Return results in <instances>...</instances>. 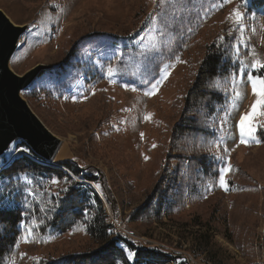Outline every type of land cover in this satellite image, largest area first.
Here are the masks:
<instances>
[{
  "label": "rangeland",
  "instance_id": "374dc122",
  "mask_svg": "<svg viewBox=\"0 0 264 264\" xmlns=\"http://www.w3.org/2000/svg\"><path fill=\"white\" fill-rule=\"evenodd\" d=\"M251 2L0 0L15 24L27 26L10 62L14 72L53 66L22 93L62 140L52 166L71 161L91 167L97 182L73 178L99 195L116 234L175 259L165 264H264V145L256 134L240 130L241 120L261 99L252 78H264V70L253 67L264 61V6L251 8ZM211 23L237 30L233 55L239 63L237 75L217 83L228 98L210 117L214 136L202 149L218 162L215 179L197 177L194 153L186 150L189 139L172 142L203 56L201 50L189 49L186 40ZM158 80L162 82L152 94L151 84ZM103 94L111 99L107 126L98 124L100 109L107 106ZM261 122L258 109L255 123ZM27 147L16 140L0 157V171L22 155L38 160ZM158 185L173 205L163 206L161 218L137 215ZM59 187L58 180L34 172L0 174L2 205H36L42 213L22 224L20 258L27 254L50 261L95 248L85 230L53 242L59 235L49 225L39 229L47 201ZM158 203L159 197L154 198L152 207ZM36 239L40 243L31 242ZM121 246L134 261V253Z\"/></svg>",
  "mask_w": 264,
  "mask_h": 264
},
{
  "label": "trees",
  "instance_id": "16d2710c",
  "mask_svg": "<svg viewBox=\"0 0 264 264\" xmlns=\"http://www.w3.org/2000/svg\"><path fill=\"white\" fill-rule=\"evenodd\" d=\"M263 6L264 0H252L251 2V8ZM199 30L192 32L186 40L189 49L201 50L203 56L195 80L185 95L181 118L174 127L172 142H177L180 138L189 139V146L186 150L194 153L193 163L200 168L199 173H196L197 177L207 178L211 175L215 179L219 175L218 162L209 160L202 149L211 143L214 136L210 128V117L216 113L217 108L225 104L228 98L217 88V83L224 79L228 80L239 72V63L233 55L238 33L236 29L216 23L202 26ZM101 98L107 106L105 110L100 109L103 118L98 121V124L107 126L111 120V99L104 94ZM262 111L264 109H261ZM256 136L264 145V114H262V122ZM27 149L38 160L22 155L11 161L0 171V174L34 172L58 180L60 182L58 193L55 196L50 195L47 201V213L44 217L45 223L39 229L42 230L49 225L53 232L59 235L53 242L68 234L85 230L95 248L68 253L50 261L43 259L35 261L27 254L20 258V242L24 234L22 224L31 220L27 219L29 216L36 215L39 218L42 214L40 207L36 208L35 205L26 209L20 205L4 206L0 199V264H8L11 259H16V264H157L159 262L165 264L175 260L157 247L140 245L126 235L115 233L99 195L85 183L73 178L83 177L86 181L97 182L98 177L93 174L91 167L82 168L71 161H63L58 166H50L44 164V160L29 147ZM163 181L162 178L161 185ZM160 186L158 185L152 197L150 196L151 203L142 205L141 213L138 212L137 215L144 214L150 218H161L163 206L173 205L168 194L162 193L163 188L160 190ZM156 197H159V203L157 207H152V201ZM150 204L151 206L147 207ZM33 241L36 242L35 244L40 243L39 239L31 242ZM208 242L209 240L207 244ZM121 245H125L134 253V261L129 259L126 250Z\"/></svg>",
  "mask_w": 264,
  "mask_h": 264
},
{
  "label": "water",
  "instance_id": "95a60500",
  "mask_svg": "<svg viewBox=\"0 0 264 264\" xmlns=\"http://www.w3.org/2000/svg\"><path fill=\"white\" fill-rule=\"evenodd\" d=\"M26 30V25L15 24L0 8V157L16 140H23L44 164L52 166L62 140L38 117L22 93L42 71L53 66L38 64L19 75L10 65Z\"/></svg>",
  "mask_w": 264,
  "mask_h": 264
},
{
  "label": "snow or ice",
  "instance_id": "6c2138e0",
  "mask_svg": "<svg viewBox=\"0 0 264 264\" xmlns=\"http://www.w3.org/2000/svg\"><path fill=\"white\" fill-rule=\"evenodd\" d=\"M237 17H241V13L239 10L236 12ZM258 71L259 70H264V61H255V64L253 65ZM109 74H113V69L109 68ZM167 75H170L168 73ZM167 75L164 77V79L167 78ZM162 81H156L151 84L152 89L154 90L152 94H155V90L158 89L159 84ZM257 82L259 83V87H257ZM252 84H253V91L256 95L260 96L261 99L256 102V104L253 105L252 107V113L251 114H246L244 118L240 122V130L241 133L244 134L246 133L249 136H252L256 134L260 128V125H257L255 123V115L258 111V109H264V78H261L260 76H256L252 78ZM261 114H264V111L261 112ZM242 142H245L242 140ZM221 184L225 187H227V182L224 179V177H221L220 180Z\"/></svg>",
  "mask_w": 264,
  "mask_h": 264
},
{
  "label": "bare ground",
  "instance_id": "6f19581e",
  "mask_svg": "<svg viewBox=\"0 0 264 264\" xmlns=\"http://www.w3.org/2000/svg\"><path fill=\"white\" fill-rule=\"evenodd\" d=\"M11 20H12V18H11ZM13 21V20H12ZM14 22V21H13ZM52 163V162H51Z\"/></svg>",
  "mask_w": 264,
  "mask_h": 264
}]
</instances>
